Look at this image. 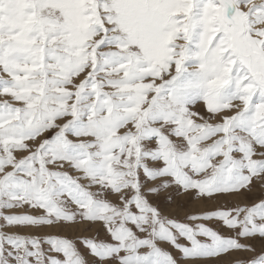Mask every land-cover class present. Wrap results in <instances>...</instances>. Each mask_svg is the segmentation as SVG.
<instances>
[{
    "label": "snow or ice",
    "instance_id": "obj_1",
    "mask_svg": "<svg viewBox=\"0 0 264 264\" xmlns=\"http://www.w3.org/2000/svg\"><path fill=\"white\" fill-rule=\"evenodd\" d=\"M0 264H264V0H0Z\"/></svg>",
    "mask_w": 264,
    "mask_h": 264
}]
</instances>
